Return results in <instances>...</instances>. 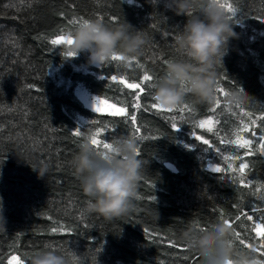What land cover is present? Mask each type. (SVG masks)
Masks as SVG:
<instances>
[{
	"label": "trees",
	"instance_id": "obj_1",
	"mask_svg": "<svg viewBox=\"0 0 264 264\" xmlns=\"http://www.w3.org/2000/svg\"><path fill=\"white\" fill-rule=\"evenodd\" d=\"M165 1L0 0V216L5 221L0 219V264H15L16 255L29 264L33 255L49 249L67 264H202L180 237L190 227L207 230L220 220L231 223L237 249L255 247L264 259V235L259 234L264 233V0H220L235 9L226 13L237 36L215 65L219 107L186 95L173 112L161 111L151 108L155 101L149 88L150 95L141 100L147 107L135 110L131 94L138 89L126 88L118 78L126 75L127 83H137L147 73L154 83L170 60L187 59L175 38L203 7L193 0L184 15H176ZM84 20H100L107 27L130 24L144 39L139 55L126 62L129 67L121 61L94 66L85 53L69 56L71 45L51 44L60 35L70 36ZM51 69L66 87L53 82ZM75 84L112 104L126 102L116 106H127L137 124L84 107L72 94ZM233 90H245L250 102L225 106V93ZM209 116L213 124L199 127ZM98 126L108 128L99 137L102 143L122 135L143 137L137 139L144 166L133 208L111 220L87 210L72 167L82 139L74 133L82 129L90 135ZM240 138L253 143L247 148L227 143ZM234 156L240 159L226 162ZM39 161L49 166L40 179L28 166ZM241 162L249 165L247 187L227 167L231 163L238 169ZM206 164L223 171L212 172ZM241 211L253 219L237 221Z\"/></svg>",
	"mask_w": 264,
	"mask_h": 264
},
{
	"label": "clouds",
	"instance_id": "obj_2",
	"mask_svg": "<svg viewBox=\"0 0 264 264\" xmlns=\"http://www.w3.org/2000/svg\"><path fill=\"white\" fill-rule=\"evenodd\" d=\"M200 2L203 4L201 14L188 17L175 38L177 49L187 59L170 60L165 75L153 83L152 96L163 108L180 106L186 95L208 105L217 101L215 65L217 61L222 63L221 53L224 54L229 41L237 34L220 0ZM192 3L193 0H168L165 7L176 15H184ZM70 36L69 51L75 56L85 53L87 63L94 66L105 65L112 61L113 55H119L124 58L123 66L129 67L126 62L137 57L144 44L140 31L126 22L107 27L100 20H84ZM250 98L245 90H233L225 93L223 103L228 108L243 107ZM110 143V151L97 150L90 143L89 135L82 134L79 151L72 160L81 191L87 197V210L108 220L132 210L144 166L138 158L134 135L115 137ZM28 166L38 179L44 178L49 167L44 161ZM0 219L5 224L2 216ZM180 239L201 257L202 264H264V259L255 254V247L250 251L237 249L234 229L224 220L205 231L190 227ZM29 264H67V261L63 255L49 249L33 255Z\"/></svg>",
	"mask_w": 264,
	"mask_h": 264
},
{
	"label": "snow or ice",
	"instance_id": "obj_3",
	"mask_svg": "<svg viewBox=\"0 0 264 264\" xmlns=\"http://www.w3.org/2000/svg\"><path fill=\"white\" fill-rule=\"evenodd\" d=\"M221 6L226 8V10L230 13H234L235 12V9L232 8L230 5H225V4H222L221 3ZM51 44L52 45H59V44H68V45H71L72 44V39H71V36H64V35H60L58 36L56 39H52L51 40ZM68 55L69 56H75V53L73 52H68ZM124 58L119 56V55H113V57L111 58L112 61H121L123 60ZM136 67L137 68H143L144 66L142 64H139L137 63L136 64ZM111 80L112 81H117V76L116 75H112L111 76ZM153 80V76L150 75V74H147L145 73L143 75V78L142 80H140L139 82L137 83H126V75L125 77H121L120 78V83L122 84H126V87L129 88V89H133V90H137L138 91H134L133 94H131L133 96V100L134 102L131 104V108L132 109H135V110H139L141 109V107H147V105H142L141 103V100H142V96H147V95H150V93L147 91V89L149 88H152L153 87V83H150L151 81ZM154 99V98H153ZM155 101V100H154ZM99 103H101V101H99V99L97 97H93L92 99V102H91V108L96 111V112H99L100 111V108H99ZM120 103H126V102H123V101H119L117 100L114 104H111L109 105V107L113 108L114 110L110 113V115L112 116H120V117H124L126 119H129L130 122L132 124H137V117L135 114H133L131 111H129V108L127 106L125 107H116V104H120ZM216 105L217 107L220 106V102L217 100L216 101ZM180 106L178 107H175V108H163L161 107L158 103L154 102L152 105H151V108H155V109H159L161 111H166V112H173L174 110H176L177 108H179ZM184 107H187L186 105ZM230 111V109H229ZM213 112H215V109L213 110ZM244 116H248L249 114L248 113H243ZM260 119H264V117H261ZM88 121H85L83 124H87ZM253 124L256 123L255 120L252 121ZM206 124L208 125H212L213 124V120H212V117L209 116V118L207 120H201L200 123H199V127H204ZM140 127L137 126L135 127V133H139L140 132ZM213 128L212 127H209L208 128V131H212ZM108 131V128L105 126V127H99L98 126V129L97 131L91 133L89 135V139H90V143L97 148V150H100L101 148L104 149V150H108L110 151L111 150V143L110 142H103L101 141V139H99V137L101 136L102 133H107ZM243 131H248V129L245 127L243 129ZM83 134V130H78L74 133V135H76L77 137L81 136ZM253 136L256 135L255 132L252 133ZM135 136V135H134ZM137 139H142L143 137H137L135 136ZM108 137L107 135L104 136V140H107ZM197 139H200V137L198 136ZM261 140L264 141V136L261 137ZM203 143L204 144H208L209 141L208 140H203ZM227 143H230V144H233V145H237L239 148H247V147H250L253 143L252 140H249V139H243V138H240V139H236V140H229L227 141ZM250 153H246V155H249ZM226 159V162L229 161V160H232V159H240L239 156H234V157H227L225 158ZM227 167L229 169H231L233 172H238L239 173V176L241 177L239 182L241 185L247 187L248 184H246L245 182V179H244V175H245V170L249 167L248 164L246 163H243L241 162L239 164V168L238 169H233L232 168V164L231 163H227ZM211 171L212 172H215V173H221L223 171V168L220 167V166H216L215 164L211 167ZM236 182V178L233 177V183ZM259 190V189H258ZM261 199H264V197H261ZM256 211H260V209H255ZM241 216H246L248 220H252L253 219V216L252 215H248L246 213H244L243 211H241V215L240 216H237L235 219L238 221L240 220ZM230 227L232 226L231 223H229L228 220H224ZM196 227H199L198 225H195ZM256 228L257 229H260L261 228V224H256ZM52 231H58L57 228H53ZM202 231H205V230H202ZM259 234H262L264 235V233H259ZM236 237L239 239V236L240 234L239 233H236L235 234ZM240 244H244V240L243 239H240L239 240ZM261 248H264V241H261ZM255 251H260V249H257L255 248ZM260 254L262 256H264V251L260 252ZM12 260L15 262V264H26V261L19 255H16V256H13L12 257Z\"/></svg>",
	"mask_w": 264,
	"mask_h": 264
},
{
	"label": "rangeland",
	"instance_id": "obj_4",
	"mask_svg": "<svg viewBox=\"0 0 264 264\" xmlns=\"http://www.w3.org/2000/svg\"><path fill=\"white\" fill-rule=\"evenodd\" d=\"M151 1H153V0H151ZM161 1L162 0H159V2H161ZM165 3H168V0H166ZM220 3H222V2H220ZM222 4H224V3H222ZM224 9H225V11H227L226 8H224ZM49 76L51 77V79L53 80V82L55 84L60 85L61 87L62 86L66 87L67 81L64 80L62 77H60L57 74L56 70H52L51 69L50 73H49ZM72 94L74 95V97H76L79 100V102L84 107H86V108H88L90 110H93L90 105H91L93 97H97V96H95L94 94H91L85 88H83L82 86H80L78 84L73 85ZM98 99H99V101H101V103H99V105H98L99 108H100V111H99L100 113H111L114 110L113 108L109 107V105L112 104L110 101H107V100L102 99V98H98ZM116 107H118V106H116ZM206 125H208V124H206ZM212 166H213V164H206L205 165V167L208 168V169H211Z\"/></svg>",
	"mask_w": 264,
	"mask_h": 264
},
{
	"label": "water",
	"instance_id": "obj_5",
	"mask_svg": "<svg viewBox=\"0 0 264 264\" xmlns=\"http://www.w3.org/2000/svg\"><path fill=\"white\" fill-rule=\"evenodd\" d=\"M118 80L120 81V78H118ZM127 83V82H126ZM122 84V83H121ZM126 87V84H123Z\"/></svg>",
	"mask_w": 264,
	"mask_h": 264
}]
</instances>
